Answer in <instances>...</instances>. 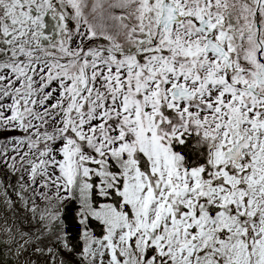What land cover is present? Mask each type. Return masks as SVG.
Segmentation results:
<instances>
[{"label": "snow or ice", "instance_id": "6c2138e0", "mask_svg": "<svg viewBox=\"0 0 264 264\" xmlns=\"http://www.w3.org/2000/svg\"><path fill=\"white\" fill-rule=\"evenodd\" d=\"M0 172L20 256L264 264V0H0Z\"/></svg>", "mask_w": 264, "mask_h": 264}, {"label": "rangeland", "instance_id": "374dc122", "mask_svg": "<svg viewBox=\"0 0 264 264\" xmlns=\"http://www.w3.org/2000/svg\"><path fill=\"white\" fill-rule=\"evenodd\" d=\"M0 178H7L6 172H0ZM24 213L18 210V215H14L12 212L6 210V206L0 205V238L4 241L8 240L6 235H3V222L7 220L11 223L14 219H19L17 227H25L27 230L28 221L23 219ZM6 244V243H5ZM6 252L11 257V260L7 264H25V261L31 260L34 264H45L47 257H39L31 254V250L25 253L23 256L18 254L17 248L15 246L8 247L6 244ZM64 259L69 262V264H78L77 253H69L67 251L63 252Z\"/></svg>", "mask_w": 264, "mask_h": 264}, {"label": "trees", "instance_id": "16d2710c", "mask_svg": "<svg viewBox=\"0 0 264 264\" xmlns=\"http://www.w3.org/2000/svg\"><path fill=\"white\" fill-rule=\"evenodd\" d=\"M74 214H75V209L74 207L69 208L68 210V219H67V229L69 234L73 238V242H76V236L78 232V222L76 219H74ZM0 240H2L0 238ZM68 252V251H67ZM71 254L76 253V252H69ZM11 260V257L9 254L6 252V244L0 245V263L1 264H7Z\"/></svg>", "mask_w": 264, "mask_h": 264}]
</instances>
